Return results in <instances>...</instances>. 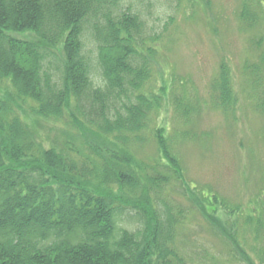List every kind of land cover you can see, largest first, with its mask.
<instances>
[{
    "label": "trees",
    "instance_id": "obj_1",
    "mask_svg": "<svg viewBox=\"0 0 264 264\" xmlns=\"http://www.w3.org/2000/svg\"><path fill=\"white\" fill-rule=\"evenodd\" d=\"M125 1L0 0V81L14 91L0 99V264H183L171 248L177 220L167 204L154 206L169 175L183 180L178 160L163 129L154 132L165 164L153 170L167 176H150L131 149L163 106L165 96L149 86L161 34ZM253 16L245 5L241 20L251 26ZM27 34L35 40L18 38ZM224 68L213 90L229 110ZM246 69L264 112V53ZM17 101L30 102L33 125L15 111ZM42 121L61 124L64 142L46 147L36 129ZM202 196L204 212L214 214L216 200Z\"/></svg>",
    "mask_w": 264,
    "mask_h": 264
},
{
    "label": "rangeland",
    "instance_id": "obj_2",
    "mask_svg": "<svg viewBox=\"0 0 264 264\" xmlns=\"http://www.w3.org/2000/svg\"><path fill=\"white\" fill-rule=\"evenodd\" d=\"M125 3L161 34L154 44L158 55L149 86L165 96L163 106L143 133L144 142L132 143L131 149L150 176H167L164 168L153 170L158 162L165 164L154 132L163 129L178 160L183 180L169 175L160 190L161 201L154 205L162 211L167 204L177 220L171 248L183 264H264V112L257 105L254 77L246 71L247 66L259 64L264 53V0ZM245 5L256 18L251 26L241 20ZM18 38L35 40L28 34ZM85 45L92 60V79L99 84L90 31ZM223 67L229 72L234 97L229 110L216 103L213 90ZM52 71L56 73V64ZM6 92L14 94L11 83L0 81V99L6 98ZM16 104L18 115L33 125L30 102ZM182 110L189 112L187 117ZM58 125L42 121L36 126L46 147L57 138L64 142L56 131ZM83 142L79 137L75 141L79 148ZM202 194L216 200L214 214L204 212ZM150 197L156 198L155 190H150ZM160 214L164 218V212Z\"/></svg>",
    "mask_w": 264,
    "mask_h": 264
}]
</instances>
